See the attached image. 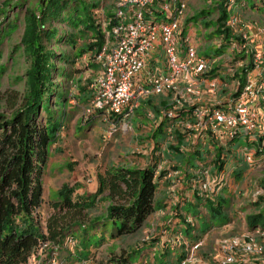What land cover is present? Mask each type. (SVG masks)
<instances>
[{"label": "trees", "instance_id": "trees-1", "mask_svg": "<svg viewBox=\"0 0 264 264\" xmlns=\"http://www.w3.org/2000/svg\"><path fill=\"white\" fill-rule=\"evenodd\" d=\"M114 1L112 0V3ZM24 3V0L13 2L17 8H22ZM237 5L260 13L264 9V0H220L218 26L213 34H222L228 45L236 38L229 40V31L223 28L227 18L226 9L228 6ZM101 7L102 0H35L34 5L25 7L23 31L17 49L28 63L25 71L27 91L21 108L9 118L0 115V264H29L41 238L39 224L33 214L41 207L43 201L44 167L49 157V148L56 138L57 130L60 129L61 111L67 104L68 82H72L74 75L80 76V70L75 64L83 54L92 55L99 50L104 42L103 16L98 13ZM107 16L110 17L111 13ZM0 17L5 19L0 29L1 44L2 36H5L4 30L8 34L17 27V23L7 18V11L4 9L0 10ZM219 50L222 51L221 48ZM234 57L237 60L243 59V55L234 54ZM3 69V66H0V72ZM250 70L249 61L245 67H240L237 73H232L231 76L237 79L240 88ZM63 79L67 83L64 84ZM78 88L85 94V85ZM87 122H90V119ZM203 132L200 131L198 136L201 137ZM230 141L231 138L228 137H222L220 140L223 144ZM196 151L193 150L186 156L185 152H181L180 162L196 168L193 163L198 159ZM216 155L222 157L217 168L221 167V163L231 160L228 152L221 147L216 148ZM155 171V166L142 169L112 167L99 180L98 188L89 196V203L71 201L68 193L62 189L54 208H64L67 211L90 208L94 199L107 191L106 216L87 224H77L83 237L80 239V245L89 253L88 247L99 245L105 240L106 233L109 239H123L134 235L145 226L146 219L162 202L156 199L158 183L154 177ZM194 177L195 175L188 177L189 182L184 185L185 188L193 185L191 180ZM194 192L193 202L188 206L198 210L206 222L209 221L208 217L222 215L225 205L221 204V198L213 195L206 199L200 196L199 190L194 188ZM178 197L183 199L180 195ZM196 197L200 200H196ZM262 201L263 197L257 199L258 206ZM176 202L178 204L180 200ZM174 209L177 210L175 207ZM195 215L191 217L197 223ZM182 216L184 217V214ZM248 219L249 228H264L261 227L264 226V221L262 225H256L264 220V204L258 213ZM73 227L72 224L59 225L57 219L52 217L47 223L46 238L52 245L61 247L67 236L77 237V231H73ZM98 227L100 233L96 234ZM195 230L198 231L196 224L191 226L187 223L182 230V236L194 239V234L191 233ZM137 250H130L127 257L120 258V261L124 264L132 263ZM184 256L185 252L176 262H180ZM155 260L157 264H165L160 255Z\"/></svg>", "mask_w": 264, "mask_h": 264}, {"label": "rangeland", "instance_id": "rangeland-1", "mask_svg": "<svg viewBox=\"0 0 264 264\" xmlns=\"http://www.w3.org/2000/svg\"><path fill=\"white\" fill-rule=\"evenodd\" d=\"M14 1L16 0H0V10L4 9L7 11V18L17 23V27L8 34L4 30L3 34L5 36H2L0 44V66L4 68L0 72V115L6 118H9L16 110L22 107L23 97L27 91L25 71L28 63L25 56L17 48L20 46L19 40L23 31L25 7L32 6L35 2V0H24L25 3L22 8H17L13 4ZM7 2L11 4L9 5ZM111 3L112 0H102L101 9L108 10L112 7ZM6 4L7 6L5 7ZM98 13L101 15L100 10H98ZM4 20L0 17V29L4 25ZM263 21V19L254 18L247 23L243 22V19H239L240 24L243 22L247 26L253 25L252 29L264 28ZM197 51L202 56H209L212 53L210 48L202 46ZM85 54L75 64L80 70V76L78 77V74H76L77 76H73L72 82H68L67 104L61 111L60 129L57 130L56 138L49 148V157L42 176L43 201L41 207L33 214L39 224L41 238L34 254L30 258L29 264H124L120 261V258L127 257V253L133 249H138V253L133 255L134 261L128 264H157L155 258L158 255L162 256L165 263L175 264V260L171 258L173 253L175 251L186 252L188 251L185 248L186 245L189 248L190 245H194L197 242L200 245L193 251V263L190 264H217L225 257L228 250H225L224 246L231 240L238 241L232 252L236 264L244 263L245 259L246 261L252 260L253 257L255 259L252 264H258V262H255L264 258V230L261 231L259 228L249 230L243 227L242 222L240 224L235 221L227 222L222 215L216 216L214 221L206 222L198 210L188 205L186 206L187 200L193 201L195 195L194 182L193 185L183 191L181 195L183 199L176 197V190L182 185L177 178L175 179V186L164 187L163 182L165 183L171 179V174L176 171L170 159L179 160L181 156L180 152H175V149L180 148L184 152L187 150V136L189 131L193 130L191 129V120L184 121L181 118L177 124L167 128L168 136L162 139V150L158 154L161 158V168L163 166L162 162L164 163L165 161L167 163L165 174L162 175V169L156 172L161 187L157 194L159 201H163L160 203V207L158 206L156 211L146 219L145 226L134 235L123 239H109L108 234L104 233L105 240L97 246L90 245L87 249L89 253L85 252V248L80 245V239L83 237L78 231L79 226L77 224H87L106 216V207L108 206V201H106L107 191L102 192L94 199L92 207L79 209L78 211H67L59 207L57 209L54 208L55 203L59 200V192L63 189L64 192L68 193L71 201H78L80 204L89 203V194L93 189V185L99 186V180L104 177L107 170L116 166L132 167L135 165L137 167H145L148 164V158H142L141 151H145L147 145L152 143L150 138L139 137L141 133L133 127L125 132L118 131L116 137H113V134L112 137L107 139L103 136L106 126L100 124L93 126V123L90 125L87 122L88 120L84 117L83 111L88 99H85L86 95L78 88L82 85L86 86V91L88 88L85 81L88 78L89 67L83 62ZM62 81L64 84L67 83L64 79ZM165 100L168 102V99ZM154 102L155 99H153L152 103ZM147 106L138 107L139 112H144ZM167 107H162L161 113L163 115L166 114L165 117L168 119L176 118L175 120H177L181 114L180 117L185 113L190 114V111L174 109L172 105ZM136 110L137 108L133 116ZM150 111L153 113L152 110ZM168 113H171V115L168 116ZM133 116L131 119H133ZM139 117L141 116L139 115ZM180 126L182 127L181 129ZM174 130L184 134L183 139L176 137L177 133ZM262 147L263 145L261 144ZM218 157L209 153L203 154L204 160H209L210 165H213ZM200 164L202 163L200 162L197 165ZM189 170L191 169L189 168ZM255 171L257 172L256 177L261 179L263 176L260 175L259 168L257 167ZM173 188H176L175 191L172 190ZM208 195L210 197V194ZM222 197L224 200L229 198L223 195ZM205 198L207 199L208 197L205 196ZM177 200H180V203L177 204ZM174 203L175 205H173ZM174 207L177 208L176 211ZM168 213L171 215L174 213L175 217L172 216V219L167 221L165 215ZM181 214H184V217ZM191 215L197 216L198 225ZM52 217L57 219L59 225H74L72 230L77 231V237L67 236L63 240L61 247L52 245L46 238L48 235L47 223ZM228 219L230 218L228 217ZM225 220L227 223H224ZM187 223L191 226L196 224L198 233L195 230L191 234L197 235L198 239L190 240L182 236V230L185 229ZM206 226H216V228H211L201 234L199 228L204 231ZM99 229V227L96 228V234L100 233ZM251 238L258 247H261V251L244 256L242 248ZM248 264H251V262H248Z\"/></svg>", "mask_w": 264, "mask_h": 264}, {"label": "built area", "instance_id": "built-area-1", "mask_svg": "<svg viewBox=\"0 0 264 264\" xmlns=\"http://www.w3.org/2000/svg\"><path fill=\"white\" fill-rule=\"evenodd\" d=\"M113 5L111 16L103 20L105 39L102 46L92 55H84V59L96 64L98 69L89 85L90 97L83 115L88 120L101 114L107 122L103 132L107 139L118 131L129 129V121L144 97L172 91L174 109L185 98L191 99L187 95L199 98L198 86L203 84L210 68L209 60L198 54L189 38L179 36L187 10L186 0H115ZM226 25L237 28L238 17L231 15ZM256 29L261 35L259 48L256 46L251 51L248 35L242 29L239 31L242 40L230 43L231 51L246 57L250 55L252 70L241 88L224 100L191 108L190 115L195 120L191 128L198 130L197 136L206 130L209 137L219 141L222 137L233 140L250 139L253 133L264 135V106H260L264 100V28ZM141 75L143 80L139 79ZM214 89L215 84L210 82L208 92ZM254 151L245 147L242 160L251 163ZM211 170L200 167L191 180L202 197L217 195L226 184L224 169H219L215 180L211 179ZM237 244V240L227 243L224 249L228 251L217 264H236L232 252ZM199 245V242L189 248L186 245V255L175 264L193 263V251ZM242 250L244 256H248L260 252L261 247L251 238ZM242 264L248 261L245 259Z\"/></svg>", "mask_w": 264, "mask_h": 264}, {"label": "crops", "instance_id": "crops-1", "mask_svg": "<svg viewBox=\"0 0 264 264\" xmlns=\"http://www.w3.org/2000/svg\"><path fill=\"white\" fill-rule=\"evenodd\" d=\"M186 1H187V10L185 12V16L182 19L180 26V31H179L180 38L187 36L190 40V43L196 48V50H198L201 46L208 47L212 50V53L209 56H203L209 60L210 68L208 72L205 74V81L203 82V84L198 86V90L200 91V97L196 98L194 96L187 95L186 97H189L191 99H189L188 101L187 98H185V101L181 105L175 107L176 109L178 108L179 110L182 109L189 112L191 108H193V105H206L213 103V101L215 100H219V99L224 100V98L228 97L229 95H233L236 92V90H239L240 87L238 85L237 79L234 78V76L232 77L231 75L233 72L237 73L240 67L243 68L247 65V63L250 61V55L246 57L243 53H238L237 51H231L230 44L228 45V42L226 41L224 36H222V34H217V33L213 34L218 26L217 25L218 13H220L221 11L219 6L220 0H186ZM111 6L112 7H110L106 11L103 8L100 9V13L103 16L102 21L104 20V18L108 17L107 14L110 13L112 14V9L114 5L112 4ZM241 7L238 5L237 7H229V6L227 7L226 9L227 18L223 25V28L225 27L226 29H228L229 40L231 38L234 39L236 38L235 42H240L242 40L241 34L239 32L240 29H242L243 32L247 33L250 44L249 46L251 47V51H253L255 50L256 46L258 48L260 47L259 41L261 35L257 33L255 28L252 29L253 25L247 26L246 23L243 22L248 23V21H251L254 18H257L259 20L261 19L264 20V9L262 10V12L256 13L255 11L247 7H243V6ZM231 15H236L238 19H243L242 24H240L239 22L237 28H231L226 25L227 20ZM220 48L222 49V51L219 50ZM234 54L243 55V59H239V60L235 59ZM83 62H85V64L89 67L87 72L88 78H86L87 81H85V84L88 85L87 91L85 92L86 95L85 99H88L89 101V97H90L89 85L97 75L98 67L93 62H89L84 58H83ZM241 62L243 63V65H240ZM251 70H252V65H251ZM262 75H264V72L262 73ZM139 79L143 80L144 79L143 75H141ZM210 82H213L215 84V89L212 93L208 92V85L210 84ZM173 95L174 94L172 91H167L161 95L152 94L147 97H144L143 99L140 100L138 107H142L143 105L144 106L148 105L146 107L147 109H145L144 112H139V108L137 107L133 119H130L129 121L130 130L133 127L139 133H141L139 137L141 138L144 137L145 139L147 137L150 138V140L152 139L151 140L152 143L147 145V149L145 151H141L142 152L141 156L142 158H148V162H147L148 164L145 167L148 166L156 167L154 177L158 183L157 191L161 187H160V180L159 177H157L158 175L156 176V172L162 169L161 171L162 175L166 173L165 166L167 165V163L165 161L164 163L162 162L163 166L161 168L160 166L161 158L158 156V154L162 150L161 149L162 139H165V137L168 136L167 128H169L174 124H177L180 118L183 119L184 121L191 120L190 122L192 123L195 122L193 116H191L189 113H185L183 114L182 117H180L182 115L181 114L179 116V119L177 120H175L176 118L168 119L167 117H165V115L161 113L162 107H167L168 105L171 107L173 103L172 102ZM153 99H155L154 103H152ZM165 99H168V102ZM260 106H264V100L261 101ZM150 110H152L153 113ZM139 115L141 117H139ZM88 123L90 125L93 123V126L98 124L102 126L103 125L107 126V122L101 114H98L93 118H90V122ZM181 128L182 127L180 126V129ZM174 132L177 133L176 137L183 139L184 134H182L178 130H174ZM197 132L198 130L195 129L189 131V135L187 136L188 148L187 150H185V156L186 154L192 153L193 150H197L196 152H198V154L196 157H198V159H196L195 162H193L195 163L194 166L196 168L184 165V163L180 162V159L179 160L170 159V161L173 162L175 166L174 169L176 171H174V173L171 174L172 175L171 179H169L165 183L163 182L164 187H168L169 185L175 186L176 185L175 179L177 178L179 180L178 182L181 183L182 185L179 188L177 186L178 189L176 190L177 191L176 197L178 195L181 196L183 194V191L186 190L184 185L188 183L187 182L188 177H190L191 175H195L200 167H209L210 169H212L211 170L212 180H215L216 173L219 172V169H224L227 174L226 184L221 188V190L217 194V196L221 198L219 199L221 204L225 205L224 212L222 213V217L223 219H226L227 222L235 221L237 224H240L242 222L244 228H248L249 230H252L251 228H249L248 221L250 219H248V217L252 216L255 213H258L259 209L264 204V201L261 202L260 206H258L257 204V199L259 197L264 198V135L253 133L252 135L249 136L250 139H247V137H243V138L238 137L231 140L228 144H223L219 140H215L212 137H209V135L207 134L208 132L207 130L203 132L201 137L197 136L196 134ZM116 135H118L117 132L114 133L113 137H116ZM261 144L263 145L262 148H261ZM217 147H221L226 153L228 152L229 158H231L229 162L226 161L223 162V164L221 163L222 164V165L220 164L221 167L218 168H217V164H219V159L222 158L221 156L218 157L217 161H215L213 165H210L209 160H204L203 158V154L206 155L208 153L213 154L215 157H217L216 156ZM245 147H248L253 151L255 149V151L253 152V160L251 163H247L242 160V151ZM175 152L181 153L184 152V150L178 148L175 149ZM200 162L202 164L197 165ZM134 166L135 165H133L132 167ZM188 167L191 170H189ZM257 167L259 168L260 175L263 176L261 179L256 177L257 172L255 170ZM137 168L142 169L144 167L138 166ZM97 188L98 185L94 184L93 189L90 192L89 196H91L96 191ZM175 189L176 188H173L172 190L175 191ZM219 194H222L223 196H227L229 198H226L224 200L222 195ZM156 199L159 202V197L157 193H156ZM196 200H200V198L196 197ZM191 202L193 201L188 202L187 200L186 206ZM172 216L175 217V214L173 213L171 215L170 213H168L167 215H165V219L167 221L171 220ZM216 216L219 217L220 214L219 215L217 214ZM216 216L208 217L209 222L214 221ZM228 217L230 219H228ZM226 220L224 221V223H227ZM263 221L264 220H262L260 223L257 222L256 225L258 226L262 225ZM211 228L214 229L216 228V226L207 227L204 231H202L199 228V231L201 232V234H204L206 231H208ZM261 230H264V228H262ZM196 233H198V231H196ZM193 236L195 238L194 239L191 238L190 240L198 239L196 237L197 235H193ZM181 252L182 251H175L173 253V256L171 257L172 260H175L176 262L177 261L176 258L178 259V257H180L184 253ZM254 259L255 258L253 257L252 260L249 259L248 262H251L252 264ZM257 262L258 264H264V258L259 261L257 260L255 263ZM165 264H171V263L168 262Z\"/></svg>", "mask_w": 264, "mask_h": 264}, {"label": "bare ground", "instance_id": "bare-ground-1", "mask_svg": "<svg viewBox=\"0 0 264 264\" xmlns=\"http://www.w3.org/2000/svg\"><path fill=\"white\" fill-rule=\"evenodd\" d=\"M234 6V5H233Z\"/></svg>", "mask_w": 264, "mask_h": 264}]
</instances>
